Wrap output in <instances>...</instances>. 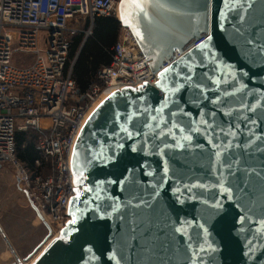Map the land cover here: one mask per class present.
<instances>
[{
	"label": "water",
	"instance_id": "water-1",
	"mask_svg": "<svg viewBox=\"0 0 264 264\" xmlns=\"http://www.w3.org/2000/svg\"><path fill=\"white\" fill-rule=\"evenodd\" d=\"M167 2L186 7L171 12L153 7L149 39H143L148 29L135 23L136 10L130 0L123 10L120 3L122 25L133 34L152 73L162 71L176 51L184 53L206 38L198 46L207 45L199 52L207 66L197 67L187 59L198 46L174 62L184 58L177 70L187 65L197 79L207 72L218 83L195 98L188 89L165 92L158 83L123 86L98 103L71 150L75 195L67 210L70 220L32 264H264V143L256 147L264 137V0ZM240 3L244 7L236 15L233 9ZM129 19L132 27L126 26ZM158 81L167 85L168 76L158 74ZM226 93L232 94L228 104L242 115H251L246 110L250 100L258 109L252 116L256 124H247L255 132L250 148L244 146L249 137L244 125L243 135L229 150L227 141L209 143L213 134L206 135L197 124L201 130L191 142L173 130L183 147L168 148L167 155H161L164 145L156 148L159 137L153 134L161 128L167 133L171 127L170 123L163 126L156 112L165 96L179 106L169 105L183 126L186 120L200 121L202 112L213 111L212 101L226 99ZM227 110L216 117L225 129L228 118L223 112ZM163 115L171 121L168 109H163ZM168 142L175 143L171 136ZM165 166L169 168L166 177ZM31 207L49 238L50 226ZM21 262L16 257L12 264Z\"/></svg>",
	"mask_w": 264,
	"mask_h": 264
},
{
	"label": "built area",
	"instance_id": "built-area-1",
	"mask_svg": "<svg viewBox=\"0 0 264 264\" xmlns=\"http://www.w3.org/2000/svg\"><path fill=\"white\" fill-rule=\"evenodd\" d=\"M122 0H0V159L15 169V180L30 205L37 208L56 238L70 220L72 189L70 158L73 143L88 114L102 97L128 86H154L152 73L129 28L122 25ZM120 24L112 62L102 68L85 91L66 72L71 38L80 31L73 21L89 20L86 38L97 18ZM184 53L175 52L168 67ZM38 133L41 158L28 170L18 159L16 131ZM41 168V169H38Z\"/></svg>",
	"mask_w": 264,
	"mask_h": 264
},
{
	"label": "snow or ice",
	"instance_id": "snow-or-ice-1",
	"mask_svg": "<svg viewBox=\"0 0 264 264\" xmlns=\"http://www.w3.org/2000/svg\"><path fill=\"white\" fill-rule=\"evenodd\" d=\"M128 2L129 0H122V3H121L122 10L124 8V5ZM130 2L132 3L133 7L136 10L135 13L132 14L135 16V23L137 24L138 27L141 24H143L148 29L149 35L144 36L143 39H149V36L151 35V25L153 22L151 19V16H152L151 10L153 7H159L169 12L186 7L185 5H182V4L167 2V0H164V2H159L155 5L151 2V0H130ZM243 7H244L243 3H240L238 7H235L233 9V12L236 15H239ZM241 19H243V17H241ZM132 23L133 21L129 19V21L126 23V26L132 27ZM135 34L138 37L141 36L140 31H136ZM207 39L210 40L211 37H208ZM205 49H207L206 44L198 46L196 51L189 53L187 59L193 65H196L197 67L201 65L207 66L205 65L204 58L199 55V52ZM206 54L211 55V53H206ZM183 59L184 58H182L180 62H173V64H170L168 67H164L162 71H159V76L161 78L168 76L167 85H164L162 81L157 82L164 88L165 92L169 91V88H171V91L174 93L178 92L181 89H188L194 94V98H195L197 96H200L206 89H208L210 84L218 83V80L213 79L212 76H210L209 73L207 72L201 74V77H202L201 79H197L196 74L193 71V69L188 67L187 65H185L184 70H177L179 69V64L183 63ZM234 84H235V81H233V85H230V87L234 86ZM116 95H117L116 93H113V97H115ZM231 95H232L231 93H226V97H227L226 99H221L218 101L213 100L212 101L213 111H211L210 113L202 112L200 121H193V120L183 121V126H180L181 121H178L175 119L177 117V112L171 111V108L169 107L170 104H172L173 106L177 108H179V106L176 105L174 101H170L168 96H165L162 101V108L156 109V112L160 114L159 115L160 123L165 127H167L170 123L171 127L169 128V131L167 133H164L163 128H161L158 133L153 134L154 138L157 136L159 137L158 142L155 145L156 148H159L160 144L164 145V149H161V155L166 156L167 152L165 150L168 148L183 147V145H181L179 141L175 140V135L173 134V130L178 129V131L182 134L181 139L184 141L191 142L193 141L194 135H199L200 133L201 129L200 127H196L197 124L203 127L204 133L206 135L209 132L213 134V139L209 140V143H213L214 140H220L222 143L224 141H227L229 150H230L231 144L238 139V136L243 135L241 131V126L244 125V127L247 128V132L249 133L248 140L245 141L244 146L246 148H250L252 146L251 140H252V137L255 136V132H253L252 128H248L247 124L248 122H250L252 125L256 124V120L253 119L252 116L255 115V112L258 109L256 108V105L252 103V101L250 100L248 104L246 105V110L250 111L251 115H247V116L242 115L240 110L236 108H232L228 104V100L231 99ZM113 97H110L109 99H112ZM254 98L255 97H253V99ZM241 103L243 104V101H241ZM261 103L264 104V101H262ZM225 108L228 109L227 111L223 112V115L228 118L227 129H225L222 122L217 123L216 121L218 112H220L221 110ZM163 109H168V111L170 112L171 118H172L171 121L165 119L163 115ZM96 114L97 113L94 112L93 116L88 118L87 123H90ZM181 114L185 116L188 115L187 113H183V112H181ZM205 117H210V119H205ZM122 118L123 117H121V119ZM155 119H157V117H153V120ZM217 129H219V133L216 132ZM124 131H127V130L124 129ZM184 133H188V134L184 135ZM169 136H171L172 140L175 141L174 144H171L168 142ZM229 137H231V139H229ZM260 143H264V137L259 139L258 143L256 144V147H259ZM217 155H220V153L218 152ZM228 170L229 172H231L230 164L228 165ZM163 172H164V176L166 177L169 173V168L165 166L163 169ZM147 174L152 175V173H147ZM81 176H82V173H81ZM161 179L163 180L164 177H161ZM193 187L195 186L193 185ZM76 191L79 196V189L77 188ZM228 191H229L228 189L225 190L226 193ZM106 207H112V205H106ZM253 223H255V221H253ZM175 231L180 232V229L177 228L175 229ZM201 250L203 251V249Z\"/></svg>",
	"mask_w": 264,
	"mask_h": 264
},
{
	"label": "trees",
	"instance_id": "trees-1",
	"mask_svg": "<svg viewBox=\"0 0 264 264\" xmlns=\"http://www.w3.org/2000/svg\"><path fill=\"white\" fill-rule=\"evenodd\" d=\"M72 23L80 32L71 38L66 72L71 69L72 78L83 92L89 83L96 80L102 68L111 65L112 49L118 40L120 24L112 17L97 18L94 21L92 35L86 38L83 31L89 27V20ZM15 140L18 159L28 170L35 171L37 169L35 161L41 158L37 149L38 133L33 129L26 132L16 131Z\"/></svg>",
	"mask_w": 264,
	"mask_h": 264
},
{
	"label": "rangeland",
	"instance_id": "rangeland-1",
	"mask_svg": "<svg viewBox=\"0 0 264 264\" xmlns=\"http://www.w3.org/2000/svg\"><path fill=\"white\" fill-rule=\"evenodd\" d=\"M88 29L89 27L84 31H88ZM1 212L3 213L1 214ZM6 214L9 215L7 218L11 220L12 228L20 236L18 239H20L22 250L29 251L24 254L18 252V255H16L9 249L7 253L0 255V264H12L16 262V257H19L22 261L30 258L29 260L27 259V263H29L32 259L34 260L35 257L39 256L37 254H41L50 237L48 238L47 229L30 207L27 197L18 188L15 180V169L10 163H2L0 166V215ZM1 219L2 217H0ZM30 232L36 233L37 238L36 243L29 248L28 235H30ZM0 240H6L1 228Z\"/></svg>",
	"mask_w": 264,
	"mask_h": 264
},
{
	"label": "crops",
	"instance_id": "crops-1",
	"mask_svg": "<svg viewBox=\"0 0 264 264\" xmlns=\"http://www.w3.org/2000/svg\"><path fill=\"white\" fill-rule=\"evenodd\" d=\"M70 70L71 69H69L68 71H70ZM89 84L85 87V89H87ZM77 89L80 91V89L78 88V85H77ZM30 207H31V205H30ZM2 213L3 212H1V214ZM8 216L9 215H7V214L3 215V216L0 215V217H2V219L0 220L1 221L0 228H1L2 232H3V234H4V237L6 238V240H0V255H4L5 253H7V250L9 251V249L12 251V253H14L16 255H18V252L20 254H24L25 252H28L29 250H26V251L22 250L20 239H18L20 236L17 235L15 230L12 228L11 220L9 218H7ZM28 236H29L28 245H29V248H30L31 245H34L36 243L37 234L36 233L33 234V233L30 232V235H28Z\"/></svg>",
	"mask_w": 264,
	"mask_h": 264
},
{
	"label": "bare ground",
	"instance_id": "bare-ground-1",
	"mask_svg": "<svg viewBox=\"0 0 264 264\" xmlns=\"http://www.w3.org/2000/svg\"><path fill=\"white\" fill-rule=\"evenodd\" d=\"M106 96H107V95L103 96L102 99H101V101H102ZM101 101H99L98 103H100ZM98 103H96L95 106H96ZM95 106H94V107H95ZM93 109H94V108H93ZM52 236H53V235L50 236V238L48 239V241H47V243H46V245L44 246L43 249H45V248L47 247V245L51 243L52 239L54 238V237L52 238ZM51 238H52V239H51ZM41 251H42V249H41ZM37 255H40V254H37ZM37 257H38V256H37ZM37 257H35L34 260L32 259L29 263H24V262L22 261L21 264H32V263L36 260Z\"/></svg>",
	"mask_w": 264,
	"mask_h": 264
}]
</instances>
